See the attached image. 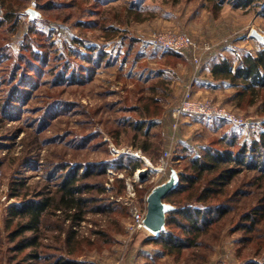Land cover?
<instances>
[{
  "label": "rangeland",
  "instance_id": "rangeland-1",
  "mask_svg": "<svg viewBox=\"0 0 264 264\" xmlns=\"http://www.w3.org/2000/svg\"><path fill=\"white\" fill-rule=\"evenodd\" d=\"M165 31L184 33L199 46L212 47L199 70L191 52L178 55L154 43L153 36ZM92 46L97 51L88 57ZM261 49L264 5L234 8L226 3L215 14L207 0H0V264H27L25 252L17 254L8 237L17 221L9 207L21 200L11 198L12 193L30 196L46 186L55 187L62 173L54 169L58 165L88 163H107L109 168L83 180L106 189L87 195L106 203L116 200L119 207L112 213L91 212L79 226L81 236L73 256L81 264H244L249 260L251 248L239 250L242 233L232 230L233 214L217 227L213 247L200 250L205 256L159 257L160 245L149 240L158 236L130 227V199L144 209L148 194L169 180L171 169L177 174L183 169L178 156L198 154L208 145L226 146L236 133L241 140H251L263 130L260 104L236 108L230 100L234 89L228 93L221 84L205 83L210 94L189 87L216 57L236 62L247 51ZM100 50L106 53L104 60L98 59ZM33 55L38 58L34 67L28 65ZM72 70L76 77L70 78ZM19 79L27 87L21 83L17 87L23 93L11 96L9 91ZM188 88L248 123L238 127L220 119L181 117L173 130L174 110ZM139 124L144 125L141 131L135 128ZM171 139L176 148L170 167L155 171L152 166L158 165ZM150 142L159 153L136 148ZM119 156L140 159L146 172L116 169L113 161ZM251 176L240 175L236 185ZM120 178L125 179L124 190ZM56 220L53 216L48 221L56 225ZM43 233L49 238L42 245L52 241L55 245L58 232L44 229ZM47 251L52 249L42 248V253ZM251 258L264 264L263 257Z\"/></svg>",
  "mask_w": 264,
  "mask_h": 264
},
{
  "label": "trees",
  "instance_id": "trees-1",
  "mask_svg": "<svg viewBox=\"0 0 264 264\" xmlns=\"http://www.w3.org/2000/svg\"><path fill=\"white\" fill-rule=\"evenodd\" d=\"M207 1L215 14L226 3L234 8L264 5V0ZM167 50L180 54L179 51ZM95 51L97 47H90L87 56ZM97 55L100 60L106 58V53L101 50ZM33 56L35 58L29 59V66L38 60L37 56ZM211 73L213 80L234 89L230 100L236 108L260 104L264 109V49L247 51L236 62L224 56L216 57L211 64ZM71 77H76L74 70L70 72ZM14 78L16 80L17 77ZM21 83L27 84L26 81L17 80L9 91L11 96L20 91L23 93L17 87ZM141 124L135 126L137 131L143 129L144 125ZM136 148L147 154L160 152L152 142L136 145ZM125 160L128 163H124ZM176 160L183 162V169L178 172L176 188L165 198L174 208L166 215L164 231L158 237L149 239L160 245L159 257L168 254L179 259L190 253L205 256L200 250L213 247L212 242L217 239V227L233 214L232 219L234 216L236 218H230L234 222L232 230L242 233L238 242L239 250L250 247L252 256L264 258V123L263 130L251 140H241L236 133L226 146L208 145L198 154L178 156ZM113 162L114 167L120 171L130 168V174L144 168L143 161L131 156H119ZM108 168L107 163H88L66 168L58 165L54 169L62 173L57 176L55 187L46 186L30 196L21 195L20 192L12 193L11 198L20 197L21 200L9 207L10 215L17 221L8 237L14 243L13 250L17 254L25 252L23 258L27 264L41 261L47 264H81L73 256L80 241L79 226L86 222L91 212L102 214L107 210L112 213L119 207L116 200L106 203L105 200L88 196L87 193L94 189L101 193L106 189L83 182L91 175L105 174ZM80 170L82 173H79ZM244 173H252L250 180L236 185L237 178ZM119 180L124 190L125 179ZM53 216L57 217L56 225H50L48 221ZM44 229L58 232L55 245L52 240L53 246L46 243L42 245V240L49 238L43 233ZM63 245L66 248L64 252ZM42 248L52 251L42 253ZM251 257L244 264H260V261Z\"/></svg>",
  "mask_w": 264,
  "mask_h": 264
},
{
  "label": "built area",
  "instance_id": "built-area-1",
  "mask_svg": "<svg viewBox=\"0 0 264 264\" xmlns=\"http://www.w3.org/2000/svg\"><path fill=\"white\" fill-rule=\"evenodd\" d=\"M154 43L164 49H171L175 51H189L193 57V63L196 70H199L204 54L211 50V46L206 44L203 47L199 46L192 38L184 33L177 31H165L157 33L153 36ZM173 116L175 122L173 123V130H177L179 126V119L181 117H202V118H214L224 119L233 126H244L248 122L241 116L233 113L224 106H221L214 102L213 99L203 97L195 94L192 89L188 88L183 94L179 104L176 106ZM174 139H171V143L168 149L164 152L163 157L159 161L157 166H152L155 171L165 172L169 168L173 153L175 151ZM151 166V165H150ZM147 169H139L143 171ZM135 193H131L130 196L134 197ZM130 204V211L132 215V225L130 226L133 231L135 230H148L144 220L147 213V206L144 209L139 208L134 202ZM147 205V203H146Z\"/></svg>",
  "mask_w": 264,
  "mask_h": 264
},
{
  "label": "water",
  "instance_id": "water-1",
  "mask_svg": "<svg viewBox=\"0 0 264 264\" xmlns=\"http://www.w3.org/2000/svg\"><path fill=\"white\" fill-rule=\"evenodd\" d=\"M33 14L34 13H32V15ZM145 172L146 170H143L140 173L143 175ZM178 181V174L175 170L171 169L169 180L154 187L147 196V213L144 223L154 232L155 236L160 235V233L164 231L166 215L174 208L173 205L165 202V198L176 188Z\"/></svg>",
  "mask_w": 264,
  "mask_h": 264
},
{
  "label": "crops",
  "instance_id": "crops-1",
  "mask_svg": "<svg viewBox=\"0 0 264 264\" xmlns=\"http://www.w3.org/2000/svg\"><path fill=\"white\" fill-rule=\"evenodd\" d=\"M231 53V52H230ZM219 85L218 81L213 80L211 73V66H205L200 70V74L196 82H190V86L193 90L197 91L198 94H210L211 88L205 86L206 84ZM224 91L230 93L233 91L228 84H221ZM212 93V92H211Z\"/></svg>",
  "mask_w": 264,
  "mask_h": 264
},
{
  "label": "bare ground",
  "instance_id": "bare-ground-1",
  "mask_svg": "<svg viewBox=\"0 0 264 264\" xmlns=\"http://www.w3.org/2000/svg\"><path fill=\"white\" fill-rule=\"evenodd\" d=\"M146 162L149 164V160L148 159H146ZM151 165V164H150ZM141 171H138V175H141V173H140ZM149 229V228H148ZM149 231L151 232V233H153L154 234V232L151 230V229H149Z\"/></svg>",
  "mask_w": 264,
  "mask_h": 264
}]
</instances>
